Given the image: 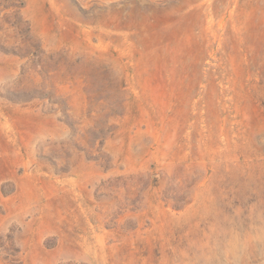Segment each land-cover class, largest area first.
I'll list each match as a JSON object with an SVG mask.
<instances>
[{
  "label": "rangeland",
  "instance_id": "1",
  "mask_svg": "<svg viewBox=\"0 0 264 264\" xmlns=\"http://www.w3.org/2000/svg\"><path fill=\"white\" fill-rule=\"evenodd\" d=\"M0 264H264V0H0Z\"/></svg>",
  "mask_w": 264,
  "mask_h": 264
}]
</instances>
